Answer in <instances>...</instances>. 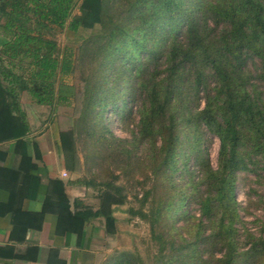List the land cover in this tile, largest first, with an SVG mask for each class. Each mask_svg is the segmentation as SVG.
<instances>
[{
	"label": "rangeland",
	"instance_id": "1",
	"mask_svg": "<svg viewBox=\"0 0 264 264\" xmlns=\"http://www.w3.org/2000/svg\"><path fill=\"white\" fill-rule=\"evenodd\" d=\"M206 1L99 0L100 20L77 31H45L60 53H71L74 60L73 69L53 81V104H36L28 92H17L35 132L53 130L63 154L77 156L73 174L86 183L79 185L83 201L93 209L113 210L112 235L100 250L109 264H223L229 254L231 264H264L260 161L249 170L236 169L233 186L214 197L217 180H204L202 174L211 176L210 170L219 169L220 140L196 118L204 106V91L196 95L191 89L185 98L184 126L177 123L171 129L174 150L161 170H155L163 156L166 116H146L150 82L139 92L135 89L138 66L155 61L152 51L160 53L168 46ZM81 2L76 0L73 14L80 13ZM121 26L132 36L118 48L108 40L111 30ZM3 40L0 35V44ZM249 65L255 69L253 60ZM29 68L28 59L12 67L26 79ZM101 82L100 93L91 99L90 90ZM58 95L66 96L64 103H58Z\"/></svg>",
	"mask_w": 264,
	"mask_h": 264
},
{
	"label": "trees",
	"instance_id": "2",
	"mask_svg": "<svg viewBox=\"0 0 264 264\" xmlns=\"http://www.w3.org/2000/svg\"><path fill=\"white\" fill-rule=\"evenodd\" d=\"M75 5L76 0H0V35L4 38L0 44V141L14 139L16 145H26L25 134L30 126L17 92H28L36 104L52 105L56 97L52 85L57 74H68L73 69L71 53L61 54L56 41L46 36L45 31L53 28L77 31L91 25V21L100 20L99 0H82L79 14H73ZM126 28L112 29L108 42L118 44V48L125 46L124 42L132 36ZM120 34L127 37L116 39ZM155 53L152 51L155 61L138 66L135 82L137 92L142 85L151 84L146 116H166L165 136L160 144L163 156L154 165L155 170H161L174 150L175 136L171 129L177 123L184 126L185 98L194 89L196 95L204 91V106L198 111L197 120L220 140L219 169L210 170L211 176L204 171L202 174L204 180L207 177L217 180L214 197L233 186L231 178L236 169L249 170L255 161H260L264 171V0H207L198 15L186 22L184 31L175 35L160 53ZM27 59L30 68L26 79L22 73H14L12 67L16 61ZM250 60L254 61V70L250 68ZM103 85L101 82L90 90L91 99L98 96ZM57 98L59 104L67 99L64 95ZM192 111L191 108L188 118ZM96 113L99 115V111ZM70 154L64 152V160L73 173L78 169L77 156ZM225 166L229 169H224ZM70 182L86 184L81 178ZM63 188L61 181L55 182L59 197L55 203L64 210L69 227L80 235L83 224L101 216L104 230L112 235L111 208L93 210L74 199L72 210ZM158 256L163 257L161 253ZM230 257L229 254L223 259V264H231ZM105 263L103 260L102 264Z\"/></svg>",
	"mask_w": 264,
	"mask_h": 264
},
{
	"label": "crops",
	"instance_id": "3",
	"mask_svg": "<svg viewBox=\"0 0 264 264\" xmlns=\"http://www.w3.org/2000/svg\"><path fill=\"white\" fill-rule=\"evenodd\" d=\"M27 120L25 146L0 141V264H102L106 253L100 250L110 235L103 217L83 224L80 235L69 227L55 203V182L63 183L72 210L74 199L88 204L70 182L77 177L65 165L57 134L37 133L28 115Z\"/></svg>",
	"mask_w": 264,
	"mask_h": 264
},
{
	"label": "built area",
	"instance_id": "4",
	"mask_svg": "<svg viewBox=\"0 0 264 264\" xmlns=\"http://www.w3.org/2000/svg\"><path fill=\"white\" fill-rule=\"evenodd\" d=\"M62 176H68V173L67 172H63Z\"/></svg>",
	"mask_w": 264,
	"mask_h": 264
}]
</instances>
